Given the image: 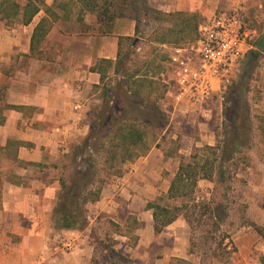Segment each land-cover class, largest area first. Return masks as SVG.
<instances>
[{
	"label": "crops",
	"instance_id": "1",
	"mask_svg": "<svg viewBox=\"0 0 264 264\" xmlns=\"http://www.w3.org/2000/svg\"><path fill=\"white\" fill-rule=\"evenodd\" d=\"M54 1L46 0V4L51 7ZM252 1L148 0V3L165 13L198 12L210 19L221 10L230 11ZM44 17L45 13L41 12L25 27H6L0 21V62L7 71L4 73L0 70V89L8 87L7 104L24 107L21 111L10 109L2 112L6 121L0 125V145H5L9 139L25 142L28 146L20 148L19 158L24 162L42 164V168L18 170V175L26 185L4 186L0 209V264H94L97 240L92 227L99 216L119 225L123 229L122 234L126 232L130 216L138 219L140 227L134 233L136 241L117 235L116 232L111 235L105 233L106 240L108 237L114 239L116 251L128 258L130 264L191 263L194 256L190 254L191 229L184 217H179L156 235L153 212L146 210L148 202L167 196L180 163L179 157H168L161 148L156 151L153 149L146 156L126 165L121 178L105 185L101 200L87 206L90 223L86 229H54L53 212L61 185L59 171L52 165L58 162L60 152L67 153L72 145L79 144L89 134L91 114L101 104V94L97 88L101 84V76L92 72L91 68L100 60L116 62L120 40L136 36V22L118 19L109 35L100 34L94 15L87 16L86 23L91 30L86 34L77 30L68 32L62 22H58L41 47L47 58H28L34 29ZM71 25L76 26L74 22ZM215 96L219 95L215 92L210 102L199 109L188 108L185 115H172V102L169 101L168 109L164 110L169 117V127L178 122L190 123L192 117L208 118ZM260 106H264V99ZM173 139L179 144V156L188 159L195 142L179 132L173 134ZM202 141L206 144L202 147L217 144L211 137H204ZM199 144L202 142H196L195 148ZM175 164V172L168 178H163L157 170L161 168L169 171L168 165ZM248 171L242 194L245 216L250 222L264 228V170ZM162 180H165L166 186L158 187ZM201 182L202 185L207 182L213 187L208 181H200L198 186ZM212 193L213 188L208 195L211 197ZM117 196L125 202L119 204ZM142 198L146 202L133 208L136 201ZM92 210L96 216L94 213L91 215ZM120 216H123L121 221L118 219ZM254 232L250 234L261 238ZM120 243H124V247ZM69 244L73 248L66 251ZM237 255L233 264L254 262L248 254L240 252Z\"/></svg>",
	"mask_w": 264,
	"mask_h": 264
},
{
	"label": "trees",
	"instance_id": "2",
	"mask_svg": "<svg viewBox=\"0 0 264 264\" xmlns=\"http://www.w3.org/2000/svg\"><path fill=\"white\" fill-rule=\"evenodd\" d=\"M41 12L45 13V17L34 29L31 54L27 55L28 58L40 60L47 58L41 47L54 24L58 22H62L68 32L77 30L86 34L91 30L86 23L87 16L94 15L100 27V34L103 35L112 33L114 23L118 19L136 22V36L121 38L116 62L100 60L91 68L92 72H97L101 76V84L97 86L101 94L99 97L101 104L96 106L91 114L89 134L79 144L70 147L69 153L63 156L64 164L57 162L52 165L55 170L61 172L59 178L61 191L53 212L54 229L84 230L90 223L87 206L99 202L105 185L112 179L121 178L127 164L146 156L152 148L150 141L157 142L163 139L162 134L169 126V117L160 107V101L165 99L167 86L160 79L162 72L158 63L169 61V56L163 55L159 60L155 56L138 61L141 57L138 51L142 41L139 35L142 33L143 24L146 25V20L150 19L157 22L164 20L169 26L156 29L151 34L149 42L160 46L179 45L182 42L195 41L198 38V28L206 18L198 12L165 13L152 8L148 0H55L51 7L46 4V0H26L25 3L19 0H0V21L6 27L29 26ZM73 22L76 26L71 25ZM254 47L255 50L247 55L248 69L242 76L244 80L242 85L246 87L241 85L235 87L236 94L240 97L234 117L232 140L224 145L217 143L215 146L196 148L188 159L179 156V144L173 142L172 148L176 155H170L173 158L179 157L180 163L168 194L165 198L159 197L148 202L146 206L147 211L153 212L156 235L183 216L190 226L193 240L197 227L195 223L198 221L197 225H200V219L194 216L198 208L204 210L202 216L211 212L214 225L220 227L219 221L222 217L218 211L226 210V206L219 201L214 210L212 206L215 198L205 202L197 196V188L200 181H208L216 189L219 187L228 189L240 170L236 157L244 149H249L243 144L251 139L253 130L250 127L241 130L237 121L241 117L240 109L247 106L243 93L249 88L247 85L252 77L255 62L259 56L264 55V36L254 42ZM150 55L153 56L152 53ZM0 70L7 73L1 62ZM7 91V86L0 89V125H4L6 121L2 115L3 111L24 109L7 104ZM242 118L250 122L248 115H243ZM259 121L260 126L257 129L264 141V118H260ZM26 145L28 146L27 143L16 139H9L5 145H0V209L5 184L26 185L18 175V170L42 168V164L24 162L19 158L20 148ZM156 147L160 146L157 144ZM173 161L170 163H174ZM244 165L248 166L249 163L245 160ZM223 198H226V194ZM163 201L166 203L162 204ZM110 223L116 228L117 235L137 240L134 233L140 227V223L136 217L128 218L124 234L119 225ZM249 226L264 238V228L252 222H249ZM115 244L116 241L108 237L105 249L110 256L121 263L130 264L128 258L116 251ZM191 244L190 254L194 255L193 242ZM223 245L224 238L220 239L217 246L224 248ZM217 253L218 250H215L213 258L221 259ZM93 262L99 264L97 250ZM261 264H264L263 258Z\"/></svg>",
	"mask_w": 264,
	"mask_h": 264
},
{
	"label": "rangeland",
	"instance_id": "3",
	"mask_svg": "<svg viewBox=\"0 0 264 264\" xmlns=\"http://www.w3.org/2000/svg\"><path fill=\"white\" fill-rule=\"evenodd\" d=\"M245 7L247 9V20L249 27L257 31V37L255 39V41H257L259 38L264 36V0H253L250 3H245ZM15 26L18 25H14L13 27ZM164 26H169V24L164 20L157 22L150 19V21L146 20V25L143 24L141 29L142 33L139 35L142 41L140 45L141 48L138 51V54H140L141 57L138 59V61H145L148 58L150 59L155 56L159 60L163 55L169 56L172 51L171 48L175 46H185L188 44L185 42H182L179 45L168 44L167 47L164 48L163 46L149 42L151 34L156 29L162 28ZM154 50H156V53H154ZM150 53H152L153 56H151ZM247 61L248 56H246L245 59L241 62L236 75L232 79L226 95H224V99L222 100L219 96H215L213 103H211L210 106L211 113L208 118L197 116L192 117V123H186L184 121L183 123L181 122V124H179L180 122H178L176 124L174 123L170 127L168 126L167 130L162 134L163 139H160L157 142H154L152 140L150 141V144H152V148L150 151H152L153 149L154 151H156L161 148V151H163L168 157L170 154L175 156L176 151L173 150V144L171 142L175 140L173 139V134L177 132L181 133V135L185 134L191 140H193V142H195L192 146V153L196 149V142H202L201 145L199 144L198 148H202L203 145H206L202 141L204 137H211L213 140H215V144L220 143L221 145H224L225 143H228L230 140H232L234 117L239 101L238 98L240 97V95L236 94L235 87L237 85H241V87L245 86L242 85V82H244L242 76L248 69ZM158 63L161 66V74L165 73L169 75L171 70L169 62L158 61ZM247 86L249 87L248 90H245V92L243 93L244 100L247 101V106L245 105L240 109L241 117L237 121V125L241 128V130H245L246 127H250L253 130L250 136L251 139L243 144L244 146L249 147V149H244L241 154L236 157V159L239 160L240 164V170L238 172L239 177L237 176L236 179L232 181L228 189L224 190L220 187L216 189L214 185L212 187V185L207 182H205V184L203 185V182H201V185L198 186L197 196L199 198L204 199L205 202H209L211 198H215V203L213 204L212 208L216 210L217 204H219L220 201L223 202L222 204H224V206H226V210L220 209L218 211V213L222 217L221 221H219V223L221 224L219 227L217 225H214V219L211 217V212H208L206 213V215L202 216L204 210L202 208L197 209L194 216L196 218L198 216V218L200 219V225H197L198 221L195 223V227H197L194 231L193 240L191 239L192 232L190 230V250L192 247L191 243L193 242V250L195 254L192 258L191 263L189 264H200L201 262H203L204 264H233L234 260L238 256L237 254L240 252H243V254H248L253 258L254 262L251 261V264H261V259H264V238H259L258 235L254 237L250 234L251 232H254V230L252 228H249L250 221L246 219L245 205L244 203H242V194L247 182L246 174L250 172L248 171V169L259 172L264 170V141L262 140L260 131L257 129L260 126L259 119L264 118V106H260V103L264 99V55L259 56L257 61L255 62V68L252 72V77L248 81ZM168 98L169 97L165 95V99H162L160 101V107L163 110L168 109ZM243 115H248L250 118V122L245 118H242ZM198 123H202L203 125H200ZM157 144L160 147H156ZM60 150H62V148H60ZM68 153L69 151L67 153L60 152L58 163L62 162L64 159L63 156ZM245 160L249 163L248 166L244 165ZM60 164L62 165L64 164V162ZM176 166L177 164L168 165L169 171L162 170L161 168L157 170L163 178H168L170 174L175 172ZM59 174L61 175L60 171ZM116 179L117 178L112 179L108 183H111ZM165 184V180H162L157 186L163 187ZM212 188H215V191L213 193V197H210L208 194L210 193ZM224 194H226V198H223ZM117 198L120 200L119 204H123L125 202L122 201V197L117 196ZM144 201L146 202V199L143 198L142 200H137L135 205L133 204V208L136 206H141L142 204H144ZM165 203V201L162 202V204ZM93 213L95 214V211L92 210V216ZM123 216L118 217V219H120L121 221V219H123ZM183 219L186 220L185 218ZM110 221V219L105 218L104 216H99L93 223L92 228L94 231H96V234L94 236L97 240V260L99 264H124L119 262L117 259L112 258L110 256V253L105 249L107 243L105 233L109 232L108 234L111 235L112 232H116V228L112 227ZM187 225L189 227L188 223ZM223 238L224 248H219L217 244L220 239ZM214 239H216V241ZM120 246L124 247V243H120ZM215 250H218L217 254L221 257V259L219 258L216 260L213 258V253ZM178 264L183 263L179 262Z\"/></svg>",
	"mask_w": 264,
	"mask_h": 264
},
{
	"label": "built area",
	"instance_id": "4",
	"mask_svg": "<svg viewBox=\"0 0 264 264\" xmlns=\"http://www.w3.org/2000/svg\"><path fill=\"white\" fill-rule=\"evenodd\" d=\"M247 17L245 6L221 10L200 24L195 41L171 48L170 74H161V80L172 115L203 107L215 92L224 99L241 62L254 50L257 31ZM72 248L69 244L65 249Z\"/></svg>",
	"mask_w": 264,
	"mask_h": 264
}]
</instances>
